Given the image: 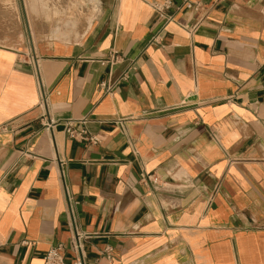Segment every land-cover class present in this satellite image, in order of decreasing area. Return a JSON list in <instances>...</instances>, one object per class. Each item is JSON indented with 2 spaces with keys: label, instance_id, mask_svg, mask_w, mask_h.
Instances as JSON below:
<instances>
[{
  "label": "crops",
  "instance_id": "0c3cea01",
  "mask_svg": "<svg viewBox=\"0 0 264 264\" xmlns=\"http://www.w3.org/2000/svg\"><path fill=\"white\" fill-rule=\"evenodd\" d=\"M164 1L101 0L72 40L0 39V264L59 242L72 263L70 210L89 264H264V0H203L192 35Z\"/></svg>",
  "mask_w": 264,
  "mask_h": 264
},
{
  "label": "rangeland",
  "instance_id": "374dc122",
  "mask_svg": "<svg viewBox=\"0 0 264 264\" xmlns=\"http://www.w3.org/2000/svg\"><path fill=\"white\" fill-rule=\"evenodd\" d=\"M100 9L101 0L0 1V31L5 26L9 28L7 32H1L0 39L4 38L5 44L18 47L21 37L27 38L31 33L33 40H36L41 36L53 35L52 28L69 19L72 23L76 22V28H71L68 37L59 39L72 40L84 31L85 25L87 30L90 24L88 18L92 24Z\"/></svg>",
  "mask_w": 264,
  "mask_h": 264
},
{
  "label": "built area",
  "instance_id": "2783aa9c",
  "mask_svg": "<svg viewBox=\"0 0 264 264\" xmlns=\"http://www.w3.org/2000/svg\"><path fill=\"white\" fill-rule=\"evenodd\" d=\"M175 10L171 11L174 7V0H165L164 2H154L153 7L158 13L159 17L164 21V23L176 22L180 27L185 29L191 35L200 27L204 19L207 16V10L203 6V0H178ZM183 11L185 14H189V18L183 20H177L176 14ZM198 14V15H197ZM159 37L155 36L151 39L152 42L159 43ZM120 57L118 55H111L110 61H118ZM131 69H134L132 67ZM128 77V70L123 74V79ZM101 88L104 93L109 94L114 89V84L109 83L104 80L101 83ZM39 104L41 106H47V97L44 91H41ZM126 118H119L116 120L117 125L122 131H126ZM85 119L82 120L85 123ZM50 125H55V122H51ZM50 125H45L47 128H50ZM52 128V126H51ZM65 130L70 137L85 141L87 143H97L98 138L92 135L87 128H84L80 131H77L74 128V125L71 121H67L65 125ZM216 138V137H215ZM70 246L74 252L75 259L72 263H69L65 258V245L62 242H59L53 245L46 253L44 257L45 264H89L87 255L84 248L85 240L89 239L93 235L80 230L76 225L72 211L70 210ZM110 248L105 249V253L108 258H111Z\"/></svg>",
  "mask_w": 264,
  "mask_h": 264
},
{
  "label": "bare ground",
  "instance_id": "6f19581e",
  "mask_svg": "<svg viewBox=\"0 0 264 264\" xmlns=\"http://www.w3.org/2000/svg\"><path fill=\"white\" fill-rule=\"evenodd\" d=\"M88 21H90L89 18H88ZM90 25H91V21H90V24L88 25V28L90 27ZM72 27L74 29L76 28V22L73 21L72 23L71 20L66 19L63 22H61V24H57L56 26L52 28V34L59 38L61 37L66 38L69 36V32Z\"/></svg>",
  "mask_w": 264,
  "mask_h": 264
}]
</instances>
